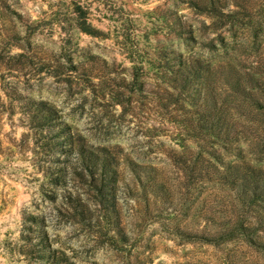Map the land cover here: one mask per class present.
Instances as JSON below:
<instances>
[{"label": "rangeland", "instance_id": "1", "mask_svg": "<svg viewBox=\"0 0 264 264\" xmlns=\"http://www.w3.org/2000/svg\"><path fill=\"white\" fill-rule=\"evenodd\" d=\"M181 58H201L229 104L225 88L241 70L256 67L264 91V0H0V264H51L54 253L77 264H264L236 243L179 235L213 231L209 222L234 210L232 192L208 173L205 150L220 146L181 131L205 92L195 82L171 101L170 84L185 85ZM132 60L142 67L133 70ZM36 101L55 110L46 149L27 117ZM62 124L76 142L106 147L119 160L104 203L59 171L75 160L60 151ZM262 138L248 155L264 166ZM130 161L148 169L146 190ZM69 192L89 200L86 219L65 202Z\"/></svg>", "mask_w": 264, "mask_h": 264}, {"label": "trees", "instance_id": "2", "mask_svg": "<svg viewBox=\"0 0 264 264\" xmlns=\"http://www.w3.org/2000/svg\"><path fill=\"white\" fill-rule=\"evenodd\" d=\"M75 9L78 12L82 11L80 4H75ZM79 27L87 33H92L84 26ZM132 61L133 70L142 67L137 65L135 60ZM203 62L201 58H181L178 72L185 76V85L180 88L170 84L175 89V92L170 94L171 101L178 104V99L174 96H177L179 91L191 89L195 82L205 83L202 104L184 122L181 131L199 142L210 139L213 144L220 146L223 152L217 149L205 150L206 154L211 156L208 160L210 168L208 173L211 172L209 176L212 177L211 180L232 192L234 210L224 222L215 225L209 222L215 229L213 231L181 232L179 235L185 233V237L189 240L199 239L215 247L236 243L239 246L238 253L241 254L246 250L251 257L264 259V166L256 164L252 156L248 155V150L251 153L252 149L259 147L264 137V91L257 78L259 72L256 67L241 70L235 84L226 86L225 92L231 93L227 96L233 97L234 105H232L221 99L220 93L217 92L209 76V69ZM138 77L139 75L135 74L136 81ZM170 81L173 82V80ZM189 94L191 95L190 91ZM32 104L27 117L36 131L34 141L39 148L46 149L51 143V139H46L47 133H51L47 125L54 118L55 110L45 101H36ZM232 114L237 117H229ZM61 135L63 138L59 141L63 145L60 151L67 152L68 157L74 154L75 160H65V163L59 166V171L62 175L70 173L77 176L90 192L93 191L96 196L101 197L99 203H104L105 200L102 197L105 191L117 180L119 160L109 153L106 147H91L76 142L72 134L68 132L66 124L61 125L55 137ZM40 139L47 141L39 144ZM242 142L245 143L246 149L240 152L231 149L232 146L237 148V145ZM200 151L203 152V149ZM230 152L235 153L236 160L227 162L224 154ZM57 161H61L60 158ZM129 166H132L131 170L136 179L146 190L142 173L148 174V169L132 161L129 162ZM60 177L54 178L55 184H61ZM202 177L206 178L202 174L197 176V178ZM157 184V180L153 178V185ZM152 191V195L160 197L158 189ZM64 199L76 215L86 219L87 213L91 211L87 198L81 194L73 195L69 192ZM109 203L110 205L107 206L109 213L115 217L116 204L112 201ZM116 232L122 237L127 235L121 226L116 227ZM51 257V264H77L66 255L54 253Z\"/></svg>", "mask_w": 264, "mask_h": 264}]
</instances>
